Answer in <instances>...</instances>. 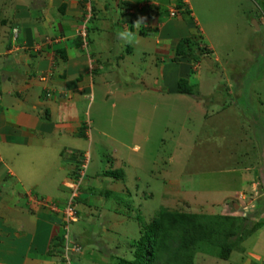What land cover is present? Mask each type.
I'll return each mask as SVG.
<instances>
[{
	"label": "rangeland",
	"instance_id": "374dc122",
	"mask_svg": "<svg viewBox=\"0 0 264 264\" xmlns=\"http://www.w3.org/2000/svg\"><path fill=\"white\" fill-rule=\"evenodd\" d=\"M51 1L58 11L67 2ZM183 2L182 11H190L189 17L170 18L168 10L177 0H80L79 16L65 27L58 24L65 14L60 11L48 25L38 26L47 49L70 41L72 49L76 48L74 63L80 66L85 61L84 71L91 65L94 69L88 72L92 88H85L78 104L61 105L66 108L61 113L87 116L92 141L88 145L81 140L89 149L85 155L77 156L74 151L69 155V166L57 165L53 171L52 156L45 153L41 161L45 163L33 174L40 178V186L17 187L16 194H23V212L28 217L34 212L58 217L63 238L62 212L70 196L68 179L77 177L85 165L75 201L76 221L69 226L71 240L68 238L76 244L74 233L78 236L83 229L90 230L96 245L85 253V263L130 260L131 245L142 234V224L166 208L245 216L252 221L253 215H259L263 226L240 245L243 250L232 252L223 261L217 258L218 249L212 247L198 252L194 264H264V0ZM34 4L36 0H0V20L5 18L4 26L10 24L7 28L11 33L18 30V24V34H24L28 23L34 25L44 17L34 12ZM189 18L193 20L190 23ZM82 26L86 27V46L77 48ZM122 26L134 30L135 48ZM185 37L191 39L189 48L197 55L195 61L174 55L178 40ZM0 45L1 50L4 42ZM30 51L25 49L24 56L32 62L37 56ZM54 62L58 66L63 63L59 57ZM52 69L46 79L54 75ZM82 71L75 68L74 76ZM180 78L194 88L196 98L176 93ZM75 82L74 77L69 86L74 88ZM37 93L42 94L40 88ZM108 170L121 171L122 176H106L104 181L95 177L97 172ZM243 171H248L249 177ZM82 186L90 195L84 199L80 197ZM106 189L113 191L111 197L99 194ZM8 199H0V215L4 217L2 211L8 209L2 205H7ZM102 211L106 216H100ZM103 229L109 232L108 240L100 237ZM64 252L62 249L61 255ZM63 260L62 264H80L70 252Z\"/></svg>",
	"mask_w": 264,
	"mask_h": 264
},
{
	"label": "crops",
	"instance_id": "0c3cea01",
	"mask_svg": "<svg viewBox=\"0 0 264 264\" xmlns=\"http://www.w3.org/2000/svg\"><path fill=\"white\" fill-rule=\"evenodd\" d=\"M79 1L76 0L75 4L69 0L63 2L65 4L61 6H64L65 14L62 20L58 22V24L63 23L60 27H65L70 23L69 21L72 22L73 19H77L79 16V14L77 15L78 9H80ZM135 2L137 3V0ZM153 6L160 7V5L154 3ZM33 7L34 12H40L42 15L44 14V17H41V21L38 20L34 25L32 22L28 23V26L23 29L24 34L23 32L18 34V30L21 29L18 24H16L18 30H13L11 33L7 28L10 24L4 26L6 23L5 18L0 20V44L4 42V47L0 50V53H2L0 54V188H5L0 190V199L5 200L10 196L13 199H8L7 205L4 203L2 205L6 206L8 210L2 211L5 217L0 215V264L63 263L65 254L61 255L63 249V244H61V220L58 217L39 212H34L28 217L23 212L24 207L21 201L23 194L17 195L16 188L22 186L25 190L28 187L36 188L40 186L38 182L40 178L33 177V174L39 172L40 164L45 163L41 162L45 153L52 156L53 163L50 165V169L53 171L57 165L67 164L69 166L68 158L72 153L75 154L74 151L78 152L75 154L77 156L82 153L85 155V151L89 149L88 147L85 148L82 141L87 142L88 145L92 141L90 140V122L85 119L87 116L75 115L69 111L68 114L61 113L66 109H62L61 105L78 104L79 95L85 88L88 87L89 90L92 88V80L88 72L90 68H92L91 72L94 69L91 65L88 70L84 71L85 61L80 66L74 63L76 48L72 49V42L65 41L63 44L60 43L61 47L55 45L52 49H47L45 47L47 45L46 39L41 38L42 36L39 37L42 30L38 26L48 25L50 20L56 18L55 12L56 14L59 11L61 12V7L58 11V6L53 7L51 0H36ZM86 7L88 10V6ZM27 16L32 18L30 14H27ZM40 22L42 23L39 25ZM115 25L117 26V24ZM122 28L125 32L124 36H128L127 33H129L130 43L133 45L132 48H135V41L137 40H135L134 30L131 27L128 30L123 26ZM14 36L16 39H13ZM90 45L93 47L92 43ZM132 48L130 46L131 57L134 52ZM25 49H32L30 52L36 54L37 58L29 62L24 56ZM56 49H63L66 53V59L63 60L60 57L63 61L60 66L54 65L56 63L54 62L55 57H58L55 53ZM51 67L54 68V70L52 69L54 75L42 81V76L47 75ZM75 68L83 70L80 76H74ZM12 74L17 76L11 77ZM74 77L76 82L75 87L72 88L69 86V82ZM38 88L41 89L42 94L37 93ZM47 93L50 94V97H46ZM13 98L18 100L17 103L13 101ZM211 106L210 104L209 108ZM99 135H104V133L99 132ZM75 139L80 140L75 142ZM45 140H47L46 144ZM64 141L66 142L65 146L57 147L60 142L64 144ZM67 143L71 145L66 146ZM78 147L80 149L76 150ZM39 150L42 154L38 155ZM86 155H88V152ZM73 168L72 170H74ZM95 170L98 171L99 169H93V172ZM107 172H97L95 177L97 176L98 179L104 181L106 176L111 177ZM243 172L248 174L249 177L248 171ZM76 179L75 174L68 180L71 183ZM45 182H49V180H45ZM49 184L50 186L53 185ZM107 185V187L110 186V184ZM43 186H45L44 183ZM247 186L249 187L250 183ZM83 187L80 195L81 199L90 196L87 192H84ZM106 190L99 191V194L111 197L110 192L113 191ZM248 190L249 188L246 191ZM10 204L12 206H9ZM235 207L237 209V205ZM100 216H106V211H102ZM83 230L78 236L73 231L76 244L82 248L81 254L73 256L79 259L80 264H89L85 263V253L96 245V241H93V236L89 234L90 230H87V232ZM103 231L105 230L103 229ZM107 234L109 232L105 231L103 235H100L101 239L108 240ZM78 238L80 239L78 240ZM113 238L115 240V237ZM105 240L104 243L107 244ZM251 256L255 257L254 259H257V261L260 260L257 255L251 254Z\"/></svg>",
	"mask_w": 264,
	"mask_h": 264
},
{
	"label": "trees",
	"instance_id": "16d2710c",
	"mask_svg": "<svg viewBox=\"0 0 264 264\" xmlns=\"http://www.w3.org/2000/svg\"><path fill=\"white\" fill-rule=\"evenodd\" d=\"M174 8L176 16L189 17L190 11H182L185 8L183 0H177ZM64 10L61 6L62 13ZM188 20L189 23L193 21L192 18ZM77 39L75 45L78 48L82 42ZM190 43L188 37L179 39L175 57L197 60V55L192 54L189 48ZM55 53L66 59L65 50L56 49ZM176 93L191 99L198 96L185 78L178 79ZM107 174L117 179L122 176V172L117 170ZM258 216L253 215L252 221L245 216L184 213L161 208L148 224H142V234L131 245L132 258L119 259L116 264H194L198 252H206L212 247L218 249L217 258L227 261L232 252L243 250L240 245L263 226L258 222Z\"/></svg>",
	"mask_w": 264,
	"mask_h": 264
},
{
	"label": "built area",
	"instance_id": "2783aa9c",
	"mask_svg": "<svg viewBox=\"0 0 264 264\" xmlns=\"http://www.w3.org/2000/svg\"><path fill=\"white\" fill-rule=\"evenodd\" d=\"M177 11L175 10L174 7H172L171 9L168 10V14L170 18H174L176 16ZM86 27L82 26L81 30H80V34L78 36V38H80L82 45L86 46ZM13 39H16L15 36ZM48 76V75H46ZM51 76V75H49ZM42 81H45L46 77H42L41 78ZM46 97H50V94L47 93ZM82 170V168H80ZM84 170H86L85 165L83 166V170L80 171L78 173L77 179L74 182H71L70 185V196H69V201L67 204L64 205L63 207V221H62V225L64 226V233H63V240L62 242L65 244L63 247V250H65V256L68 255V253L70 252L72 255H77L79 254L78 252L81 251V247L77 246L76 244H74L73 242H68V238L70 239V230H69V226L71 224H73L76 220V210H75V201L78 198V192L80 190V186L84 181ZM71 240V239H70Z\"/></svg>",
	"mask_w": 264,
	"mask_h": 264
},
{
	"label": "clouds",
	"instance_id": "9594fccd",
	"mask_svg": "<svg viewBox=\"0 0 264 264\" xmlns=\"http://www.w3.org/2000/svg\"><path fill=\"white\" fill-rule=\"evenodd\" d=\"M46 76V75H45ZM45 76H42V77H45Z\"/></svg>",
	"mask_w": 264,
	"mask_h": 264
}]
</instances>
